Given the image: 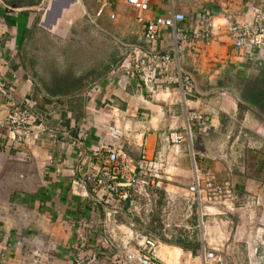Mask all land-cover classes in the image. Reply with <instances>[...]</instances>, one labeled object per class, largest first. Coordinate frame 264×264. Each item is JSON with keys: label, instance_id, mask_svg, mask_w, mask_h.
<instances>
[{"label": "crops", "instance_id": "crops-1", "mask_svg": "<svg viewBox=\"0 0 264 264\" xmlns=\"http://www.w3.org/2000/svg\"><path fill=\"white\" fill-rule=\"evenodd\" d=\"M18 1L0 2V264H71L78 232L86 236L87 252H97L101 264H136L125 260L120 236L125 227L140 223H146L147 232L134 231L156 239L162 258L171 247L179 252L178 259L198 260L203 249L215 247L224 264H264V173H245L246 151L264 148V122L250 108L240 114L235 96L221 92L231 87L225 86L226 74L215 73L225 71L228 60L245 56L241 67L256 69L242 80L238 93L246 92L245 84L264 82V50L248 43L243 55L234 57L222 27L264 19V0H148L141 19L125 0H53L45 12L37 10L40 0L32 5ZM100 8L102 16L115 15L120 23L116 33L128 41L120 43L110 64L107 31L101 27L102 16H96ZM170 11L186 16L188 30L205 14L220 26L209 45L183 42L174 56L182 73H189L205 92L196 89L182 98L175 64L159 76L156 95L136 80L108 73L129 48L174 55L169 30H162L150 46L142 39L144 21ZM79 33L97 37L94 58L86 55L90 45L81 42ZM256 49L258 53L251 52ZM58 51H84V56L59 58ZM36 80L61 97L45 95ZM212 81L221 85L211 86ZM212 88L223 89L206 92ZM25 98L32 102V133L17 143L4 119L11 104ZM192 112L203 114V121L193 123L190 137L171 148L165 136L185 130ZM111 125L120 129L118 139L107 130ZM105 147L124 150L135 165L142 155L165 159L160 168L168 175L148 189L149 200L133 193V204L102 193L98 198L93 178L107 162ZM194 174L230 181L236 200L234 209L224 214L221 206H206L202 228L196 224L197 207L183 201ZM245 196L259 203L240 204ZM111 209L120 229L115 237L104 224Z\"/></svg>", "mask_w": 264, "mask_h": 264}, {"label": "built area", "instance_id": "built-area-1", "mask_svg": "<svg viewBox=\"0 0 264 264\" xmlns=\"http://www.w3.org/2000/svg\"><path fill=\"white\" fill-rule=\"evenodd\" d=\"M53 0H40L37 10L45 12L49 9ZM1 2V0H0ZM130 6L137 19H141L142 14L149 8L148 0H125ZM102 14L100 8L96 16ZM111 19L115 15H109ZM186 16L182 12L170 11L164 17L157 19H148L144 21L142 39L147 45L153 44L160 36L162 30H169L173 39V52L170 53H152L149 49L133 47L129 48L122 54L119 61L112 65L109 74L122 76L138 81L141 86L151 95L158 94L161 90L159 87V76L166 68L175 64L179 73L177 83L179 92L184 98L185 95H193L195 84L192 76L181 71L178 60L174 57L179 52L183 42L196 43L201 42L209 45L214 39L215 31L220 26L205 14L191 30L186 29ZM222 25L229 40L232 43V55L239 56L245 45L250 43L252 46L264 50V19L259 18L251 22H226ZM177 57V56H176ZM166 92V89L165 91ZM32 102L30 99H22L20 102L11 104V108L5 116L4 123L14 142H24L30 139L32 133ZM204 118L203 114L198 112L190 113L186 129L182 131L170 130L165 136V141L171 148H176L187 137H190L189 127L194 122H200ZM113 139H118L121 131L115 126H108ZM107 153V162L97 168L94 174L93 182L95 193L108 195L119 203L130 202L132 193L138 197L149 200L148 189L157 185L158 181L168 175L163 168L167 161L165 159L148 160L142 155L139 165H135L129 155L122 149L105 147ZM176 151V149L174 150ZM188 198L183 201L187 206L192 204L197 207V222L200 228L203 227L206 220L203 212L206 206H222L227 210H233L235 196L230 181H216L212 177H201L194 174L191 184L188 186ZM256 199V201H254ZM253 198L246 204L259 203L257 198ZM234 201V202H233ZM116 210L111 209L105 214L104 224L110 236L115 237L120 230L115 219ZM120 241L124 250L125 260L136 264H167L160 254L159 243L156 239L142 232H135L131 227H125ZM133 242V245H131ZM87 239L81 232H78L75 252L71 264H101L97 252H87ZM197 262L193 264H224V257L218 253L215 247L209 250H202ZM40 254L36 253L35 258ZM194 261V260H193Z\"/></svg>", "mask_w": 264, "mask_h": 264}, {"label": "rangeland", "instance_id": "rangeland-1", "mask_svg": "<svg viewBox=\"0 0 264 264\" xmlns=\"http://www.w3.org/2000/svg\"><path fill=\"white\" fill-rule=\"evenodd\" d=\"M100 23H101V27H104L106 29V31H107L106 41H105V50H106V54H107V64H110V63H113V59H115L117 57L118 53L120 52V49H121L120 43H126L128 41H127V39L123 40L122 38H120L118 36V34L116 33L117 32L116 30H117L118 26L120 25V23H119V21H116V19H111L109 17V13L108 12H104L103 16L101 17ZM79 34H80L79 36H81L80 37L81 42L84 41L86 44L90 45V50L85 51L86 55L90 54L92 56V58H94V55L96 53L94 51V47L93 46H95V44L98 42L97 37H94L92 35L89 36L86 33H85L84 36L81 33H79ZM73 41L75 42V40H73ZM102 47L103 46H102V38H101V50H102ZM65 49L68 50L67 48H65ZM251 52L252 53H258L259 50L258 49H256L255 51L251 50ZM57 53H58V57L59 58H67L68 54H70V53L71 54L74 53L75 56L76 55H80V54H81V57L84 56V51H82V52L81 51H76V52H73V51H58ZM231 53H232V50H231ZM242 55H243V52L240 53L239 57H241ZM244 57L245 56H242V58H244ZM242 58L237 59V60H232V59L228 60L227 62L223 63L224 65L227 66V67L225 66V68H226L225 71H222L224 68H220L219 69L220 71L218 70V73L215 72L216 74H218V76L226 74V76L228 78V81H227V83H225V86L229 85V86H231L233 88L235 86L237 91H239L238 89H240V87L242 85V82H243L242 80L247 78V77L253 76L252 74H254V71L256 69L255 67H253V72H252V70L251 69L249 70L248 67L247 68L246 67L242 68L241 66H243V64L240 65V63L244 62L243 61L244 59H242ZM233 66H239V67H237V69L235 71H231L232 69H229V68L230 67L233 68ZM226 76H224L225 79H226ZM209 84H211V86L212 85H221L219 83L216 84L215 81H212ZM208 86H210V85H207L206 87H208ZM221 92H223L224 94H229L230 95V93H229L230 91L225 89V88H224V91H221ZM258 118L264 122V119H262L259 116H258ZM202 121H200V122H202ZM261 134H263V136H264V131ZM250 150H252V149H250ZM258 165L260 166V170L257 173L263 174L264 173V148L262 149V152H260V153L258 152V154L254 155V157L250 160V170L253 171L254 169L257 168ZM252 199H253L252 196H245L244 198L241 199V201L239 203L240 204L241 203L246 204V202H249ZM254 201H256V199ZM235 203H236V200H235ZM204 210H205V208H204ZM227 211H228L227 209L223 208L222 213L224 214ZM203 212H207V210H205ZM207 216L208 215L203 216V219L206 220ZM124 218H127V217H124ZM145 224L140 223V226L132 227V229L134 228V229H136L138 231H143L144 233H146L148 228H147V226ZM178 253H179L178 251L173 252V249L170 247L168 251L167 250L164 251L162 259L167 264H193L194 262H197L196 259L194 261H193V259L188 260L187 258H183V257H180V259H178V257H177ZM218 253L221 254V251L218 250Z\"/></svg>", "mask_w": 264, "mask_h": 264}, {"label": "trees", "instance_id": "trees-1", "mask_svg": "<svg viewBox=\"0 0 264 264\" xmlns=\"http://www.w3.org/2000/svg\"><path fill=\"white\" fill-rule=\"evenodd\" d=\"M37 0H19L18 4H27V5H32V4H36ZM244 91L246 92H242L241 97L256 105L257 107H259L263 112H264V82L261 81V83H257L254 82L252 84H245L244 85ZM37 90L39 91V89L37 88ZM238 110L240 112V114L243 111L249 110V108L242 104V103H238ZM262 152V150H260ZM260 151H258L260 153ZM257 153H253L252 151H246V155H245V159L246 162H248V169L246 167V172L247 174H252V175H257L256 173L260 170V168H256L253 171L250 170V160L254 157V155L258 154Z\"/></svg>", "mask_w": 264, "mask_h": 264}, {"label": "water", "instance_id": "water-1", "mask_svg": "<svg viewBox=\"0 0 264 264\" xmlns=\"http://www.w3.org/2000/svg\"><path fill=\"white\" fill-rule=\"evenodd\" d=\"M28 7H29V6H28ZM27 69H28L29 73H30L31 76H32V75H33V72H32V70H31V68H30L29 65H27ZM108 73H109V71H108ZM192 79H193V77H192ZM193 81H194V79H193ZM36 84H37V86L39 87V89H40L45 95H47V96H49V97H51V98H58V97H61V95H52V94L48 93V92L44 89V87L42 86V83H41L39 80H36ZM194 84H195V82H194ZM224 88L227 89V90H229V91L235 96V98L238 100V102H240V103L246 105L248 108H250L251 110H253L254 112H256L261 118L264 119V112H263L259 107H257L256 105H254V104H252V103H250V102L244 100L235 88H233V87H224ZM195 89H197V90L200 91V92H205V91L201 90V89L198 87L197 84H195ZM218 89H222V88H212V89H210V90H207L206 92H210V91H212V90H218Z\"/></svg>", "mask_w": 264, "mask_h": 264}, {"label": "bare ground", "instance_id": "bare-ground-1", "mask_svg": "<svg viewBox=\"0 0 264 264\" xmlns=\"http://www.w3.org/2000/svg\"><path fill=\"white\" fill-rule=\"evenodd\" d=\"M162 257V255H160Z\"/></svg>", "mask_w": 264, "mask_h": 264}]
</instances>
